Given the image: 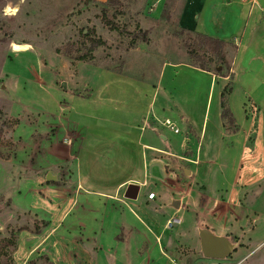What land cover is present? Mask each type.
<instances>
[{"label":"rangeland","instance_id":"374dc122","mask_svg":"<svg viewBox=\"0 0 264 264\" xmlns=\"http://www.w3.org/2000/svg\"><path fill=\"white\" fill-rule=\"evenodd\" d=\"M152 2L124 0L115 19L123 30L119 34L104 25L103 6L94 1L0 0V251L4 236L15 233L17 245L19 230L27 228L24 248L26 242L32 245L33 233L56 237L45 247L52 255L38 253L30 264H264V207H253L242 228L234 207L226 209L224 232L238 248L225 260L201 253L198 227L209 225L203 207L214 187L204 161L217 158L224 81L212 83L207 74L169 65L156 93L152 83L109 72L154 80L165 60L192 63L187 44L195 36L178 29L184 0H165L161 10L171 19L160 21L153 18ZM231 2L213 0L200 14L199 28L221 39L225 27L242 25L249 10ZM113 13L108 10L109 18ZM262 15L256 10L250 22ZM138 28L148 32L150 42L139 41L134 51L130 34ZM259 29L264 31V24ZM82 30L106 42L95 50L93 62L56 53L85 43ZM14 44L31 49L17 52ZM166 120L179 133L164 126ZM137 125L144 127L142 134L130 130ZM190 136L201 138L202 163L194 155L199 140L191 143ZM88 159L100 179L115 176L99 185L133 177L145 189L136 200L124 191L115 200L97 198L93 213L78 219L81 205L70 210L75 176L79 166L86 172ZM48 174L56 176V185L46 180ZM173 200L181 202L180 209ZM105 208L118 213L106 215ZM103 217L105 227L98 224ZM92 219L98 226L89 233L86 222ZM101 234L102 242L92 240ZM15 250L8 249L11 257ZM0 264H10L8 257L0 256Z\"/></svg>","mask_w":264,"mask_h":264},{"label":"crops","instance_id":"0c3cea01","mask_svg":"<svg viewBox=\"0 0 264 264\" xmlns=\"http://www.w3.org/2000/svg\"><path fill=\"white\" fill-rule=\"evenodd\" d=\"M92 1L97 3L107 2V0ZM152 3L155 10L153 18L160 21L161 13L164 10H161V7L165 3V0H153ZM211 3H213V0H185L178 17V26L191 34H209L207 31L199 28V18L201 12L208 8ZM226 3L231 4L232 2L231 0H226ZM244 7L249 10L247 20L242 25L240 23V25L235 28H231L230 25L227 27L224 26V32L221 37V40L225 41L227 44L226 58L231 67V81L229 77L223 78L213 73L202 71L185 61H163L158 76L154 80L150 78H136L125 73L109 71L132 79L144 80L152 83L156 93L161 82L163 68L169 65L175 67L186 66L207 74L211 76L212 83L220 78L225 83L224 87L227 84L232 85L229 106L238 129L235 132H231L224 127L223 121L221 120L220 106V121L222 128H218V132H216L219 134L217 158L214 161H204L206 163L205 165H209L211 168H209L210 170L208 171V182H210V185L217 187H213L212 192L208 189L209 200L206 205H204L203 209L205 210L204 220L207 221L209 225H206L205 228L209 230L212 229L214 234L227 238L228 234L224 232V229H227L225 224L227 222V217L225 215L226 209L234 207L232 210L236 215H240V219L237 220V222L239 228H242V225L245 226V224L250 222V215L254 212L253 207H264V201L261 200L264 197V31L259 29L264 24V8L260 0L252 11L248 6L244 5ZM256 10H260L263 14L262 18L256 16L253 18L254 20L250 22ZM207 36L212 37L210 34ZM133 49L134 51H139V48L134 47ZM79 63L84 64V62ZM224 87L221 89V92ZM151 105L152 103L149 106ZM143 128L144 127H140V125L130 126L131 131L137 130L140 131L141 134ZM131 131L128 135L132 133ZM189 131L193 132L191 128ZM194 138L190 136V140L188 139L187 141L192 140L191 143H193ZM162 139L166 140L164 137H162ZM198 140L194 155L197 161L202 163V150L199 151L201 138H198ZM144 147L145 150L169 154L157 147L148 145H144ZM87 161L86 172L83 173L81 166H79L80 174L77 172L75 176L76 185L73 190L74 199L72 200V206L70 208V210H75L81 205V207H79L80 210H77L79 214L78 219L83 220V217L88 212L93 213L94 209L92 206H96L95 202L98 201L97 198L104 197L115 200L121 196L120 194L123 191L125 194L127 187L133 183H137L140 187L139 194L145 189L144 184L133 177H128L117 184L99 185V182L114 180L115 176L113 174H105L101 177L102 179H100V176L94 173L95 169L91 167L92 164L89 163L91 159ZM229 173L233 174L230 179H228ZM144 180L148 181V178ZM254 199L255 201L253 202ZM84 203L85 207L82 206ZM0 211H2V208H0ZM68 212H66V216H68ZM109 212L114 217L118 213L116 211L112 212L110 208H105L106 215ZM106 222L107 220L103 217L98 224L105 227ZM98 224L93 219L86 222V227L90 230L89 233H91L92 229H95ZM234 225L235 226L231 227H237V224ZM61 228L63 229V227ZM52 230L54 229L52 228ZM26 233H29V229L21 231L20 235H18L16 250L12 256L14 264H27L38 253L48 251L51 254V251H53V249H45L46 244L49 243L51 239L56 238L50 236V234L54 235L52 232L46 237H44L46 231H43L41 237H39L41 235L40 233H33L35 237L30 239L32 245H29L30 242H26V248H24L21 237ZM5 238H7V236L3 237V239ZM91 238L92 240L102 242L105 236L101 234L99 236L94 235ZM51 261L53 260L51 259ZM73 263L75 264V262Z\"/></svg>","mask_w":264,"mask_h":264},{"label":"trees","instance_id":"16d2710c","mask_svg":"<svg viewBox=\"0 0 264 264\" xmlns=\"http://www.w3.org/2000/svg\"><path fill=\"white\" fill-rule=\"evenodd\" d=\"M92 0H84V2H91ZM124 0H107L105 3H98L103 6L102 9V21L104 25L112 32L121 33L123 30L116 22V18L122 15L121 8ZM185 1V0H184ZM97 3V2H96ZM113 9L114 13L111 18L108 16V10ZM161 20H170L171 17L164 9L161 13ZM180 34L194 35L195 39L191 44H187L188 57L192 63L190 65L206 72L215 74L216 76L223 78H232L231 67L226 58V42L210 37L200 33H190L178 26ZM81 31L82 36L86 40L85 43L69 44L62 50H57L56 53L62 54L70 59L78 62L89 63L95 60L94 52L99 47H104L106 42L101 38L93 39L92 35L95 34L93 31L86 30ZM131 35V48H134L140 41L145 44H149L148 32L138 28L137 32ZM193 60V61H192ZM215 67L214 69L212 67ZM232 93V85L227 84L220 95V106H221V120L223 121L224 127L231 132H235L238 129L236 121L233 117L232 111L229 106V97ZM56 185V182H52ZM27 230V228H21L20 231ZM3 244V250L0 251V256H7L8 263L14 264L13 258L9 255L8 249L16 247V234L12 233L9 238H5L1 242ZM31 262L27 263L30 264Z\"/></svg>","mask_w":264,"mask_h":264},{"label":"water","instance_id":"95a60500","mask_svg":"<svg viewBox=\"0 0 264 264\" xmlns=\"http://www.w3.org/2000/svg\"><path fill=\"white\" fill-rule=\"evenodd\" d=\"M230 1V0H227ZM64 90H67V83L61 84ZM47 181H56V176L51 174L47 175ZM140 187L136 184H130L125 192L127 199L136 200L139 196ZM171 205L175 209H180L181 202L179 200H173ZM198 234L200 239L201 253L204 258L212 260H225L238 248V243H233L229 238L225 236H219L214 234L207 228H198Z\"/></svg>","mask_w":264,"mask_h":264},{"label":"built area","instance_id":"2783aa9c","mask_svg":"<svg viewBox=\"0 0 264 264\" xmlns=\"http://www.w3.org/2000/svg\"><path fill=\"white\" fill-rule=\"evenodd\" d=\"M239 3L248 6L251 11L258 5V0H237ZM164 126L171 128L172 130H174L173 125L170 121L166 120L163 123ZM175 133H179L178 130H174ZM172 221L168 222V225L171 224Z\"/></svg>","mask_w":264,"mask_h":264},{"label":"bare ground","instance_id":"6f19581e","mask_svg":"<svg viewBox=\"0 0 264 264\" xmlns=\"http://www.w3.org/2000/svg\"><path fill=\"white\" fill-rule=\"evenodd\" d=\"M6 12H12V10H10L9 8H7ZM13 48L17 52L27 51V50L31 49L30 46L27 45V44H25V45H17V44H14L13 45ZM124 197H125V195H124Z\"/></svg>","mask_w":264,"mask_h":264}]
</instances>
